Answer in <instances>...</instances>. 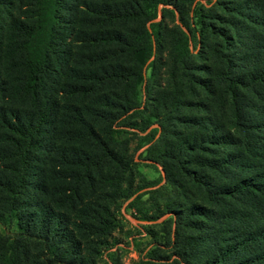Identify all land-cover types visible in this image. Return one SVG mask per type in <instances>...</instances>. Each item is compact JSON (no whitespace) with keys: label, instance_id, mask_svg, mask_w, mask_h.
Segmentation results:
<instances>
[{"label":"trees","instance_id":"1","mask_svg":"<svg viewBox=\"0 0 264 264\" xmlns=\"http://www.w3.org/2000/svg\"><path fill=\"white\" fill-rule=\"evenodd\" d=\"M150 118L177 258L264 264V0H0V264H94Z\"/></svg>","mask_w":264,"mask_h":264},{"label":"rangeland","instance_id":"2","mask_svg":"<svg viewBox=\"0 0 264 264\" xmlns=\"http://www.w3.org/2000/svg\"><path fill=\"white\" fill-rule=\"evenodd\" d=\"M206 6H209L207 4ZM159 15L154 19H159ZM147 25V23L145 24ZM197 52V48L194 53ZM98 68V67H93ZM144 73V67L141 68ZM145 77L148 70L144 73ZM122 88L109 87L105 90L106 93H119ZM138 101L144 102L143 83L137 87ZM139 121V119H135ZM153 127L158 130L154 136L146 140L144 137ZM169 136L173 143L177 142L176 136H179V141L185 139L183 126L177 122L168 127ZM160 124L158 120L150 118V124L145 129L121 127L118 129L115 137L118 141L125 140L121 146L122 151H125L128 157H131L135 162V169L139 171L142 178L135 179V186L138 182L145 183V186L136 190L131 197L118 200L111 206L113 213L114 228L107 242L100 243L98 239L92 240L88 244L89 251L93 253L94 264H112L111 256L115 252L118 256L117 264H146L155 262L157 264H186L175 255V246L169 242V238L173 237L172 225L168 222L170 213L162 211L163 208H158L150 202H145L148 197V191L157 188L165 183L166 172L161 164H159V155L165 148V142L159 141ZM171 144V142H169ZM222 154V153H221ZM126 186V183H125ZM139 197V199H136ZM163 213V214H162ZM160 214V215H158ZM143 215L156 217L146 220ZM158 215V216H157ZM13 226H0L1 231H7ZM188 233V232H187ZM240 258L239 255L231 256L227 261L221 264H232ZM202 257L196 258L190 263H200Z\"/></svg>","mask_w":264,"mask_h":264}]
</instances>
